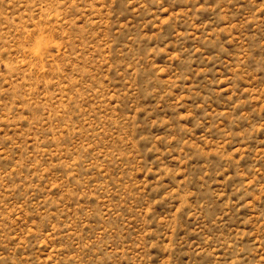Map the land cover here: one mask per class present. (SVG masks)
<instances>
[{
	"label": "rangeland",
	"instance_id": "obj_1",
	"mask_svg": "<svg viewBox=\"0 0 264 264\" xmlns=\"http://www.w3.org/2000/svg\"><path fill=\"white\" fill-rule=\"evenodd\" d=\"M0 264H264V0H0Z\"/></svg>",
	"mask_w": 264,
	"mask_h": 264
}]
</instances>
